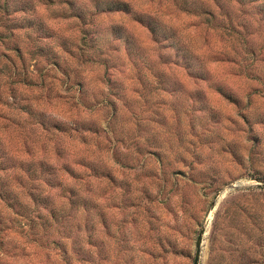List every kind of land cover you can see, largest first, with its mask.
Segmentation results:
<instances>
[{
  "label": "rangeland",
  "instance_id": "1",
  "mask_svg": "<svg viewBox=\"0 0 264 264\" xmlns=\"http://www.w3.org/2000/svg\"><path fill=\"white\" fill-rule=\"evenodd\" d=\"M7 162L5 264H264V0H0Z\"/></svg>",
  "mask_w": 264,
  "mask_h": 264
},
{
  "label": "trees",
  "instance_id": "2",
  "mask_svg": "<svg viewBox=\"0 0 264 264\" xmlns=\"http://www.w3.org/2000/svg\"><path fill=\"white\" fill-rule=\"evenodd\" d=\"M8 6H5V8H7ZM109 11L110 12H129V8H128V6L127 5H125V4H118V3H113V4H111V6H110V8H109ZM9 162H7V163H5V165L3 166L2 165V163H0V172H5L6 171V169L8 168V166H9ZM9 167H11V168H13V167H15V166H9ZM10 192H8L7 190L5 191V190H0V196H2V195H4V194H9ZM21 212V211H20ZM19 212V213H20ZM18 212L16 213V214H18L19 216H22V215H20ZM22 213H24V212H22ZM27 213V211L25 212V214ZM25 214H24V217H25ZM8 219H4V218H1L0 219V226H2V224L3 223H8ZM4 227V226H3ZM8 242H6V241H1L0 240V264H5L6 263V261L8 260V258H9V250H5V246H6V244H7ZM51 244H54L55 243V240H52V242H50ZM65 254L67 255V252H65ZM63 260V259H62ZM64 262V264H72L71 263V261H70V259L68 260H64L63 261ZM85 262H90V261H87V259H85ZM92 262V261H91ZM86 264V263H85Z\"/></svg>",
  "mask_w": 264,
  "mask_h": 264
},
{
  "label": "water",
  "instance_id": "3",
  "mask_svg": "<svg viewBox=\"0 0 264 264\" xmlns=\"http://www.w3.org/2000/svg\"><path fill=\"white\" fill-rule=\"evenodd\" d=\"M200 243H201V238L199 239V243H198V252H197L196 259H195V264H198V260H199V248H200Z\"/></svg>",
  "mask_w": 264,
  "mask_h": 264
}]
</instances>
